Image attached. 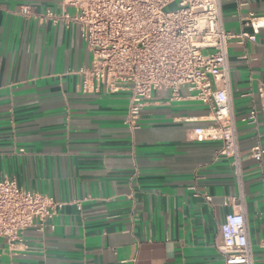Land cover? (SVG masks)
Returning a JSON list of instances; mask_svg holds the SVG:
<instances>
[{
  "label": "crops",
  "instance_id": "1",
  "mask_svg": "<svg viewBox=\"0 0 264 264\" xmlns=\"http://www.w3.org/2000/svg\"><path fill=\"white\" fill-rule=\"evenodd\" d=\"M58 1L0 0V178L63 202L43 231L26 229L12 245L0 238V264H225L220 226L238 206L253 264H264V154L250 157L264 147V26L227 46L237 179L218 141L195 139L212 109L186 86L177 98L153 89L135 130L126 91L84 90L78 70L91 53L80 28L44 17ZM220 8L236 33L264 17V0Z\"/></svg>",
  "mask_w": 264,
  "mask_h": 264
},
{
  "label": "built area",
  "instance_id": "2",
  "mask_svg": "<svg viewBox=\"0 0 264 264\" xmlns=\"http://www.w3.org/2000/svg\"><path fill=\"white\" fill-rule=\"evenodd\" d=\"M21 13H32L29 5ZM44 17L53 23L75 24L91 53L88 66L78 70L84 90L128 93L126 123L138 128L143 107L153 89L169 90L173 98L186 86L212 109L213 124L193 129L196 140L218 141L217 153L228 156L237 179L241 165L229 92L227 46L235 39L254 40L264 17L251 15L252 33L225 30L220 0H59ZM264 110V106H262ZM258 111L249 110L255 123ZM256 142L250 157L262 160ZM208 199V196H205ZM53 196L26 189L13 179L0 178V238L10 245L29 228L43 231L62 207ZM49 227L54 228L50 223ZM225 264H253L242 206L220 226ZM264 249V234L259 240Z\"/></svg>",
  "mask_w": 264,
  "mask_h": 264
}]
</instances>
